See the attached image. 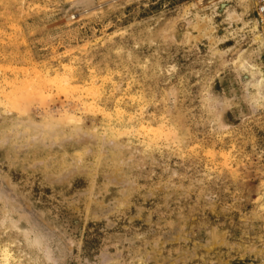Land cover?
I'll return each instance as SVG.
<instances>
[{
  "label": "rangeland",
  "instance_id": "rangeland-1",
  "mask_svg": "<svg viewBox=\"0 0 264 264\" xmlns=\"http://www.w3.org/2000/svg\"><path fill=\"white\" fill-rule=\"evenodd\" d=\"M257 4L0 0V264H264Z\"/></svg>",
  "mask_w": 264,
  "mask_h": 264
},
{
  "label": "built area",
  "instance_id": "built-area-1",
  "mask_svg": "<svg viewBox=\"0 0 264 264\" xmlns=\"http://www.w3.org/2000/svg\"><path fill=\"white\" fill-rule=\"evenodd\" d=\"M257 14L264 26V0H258L257 4Z\"/></svg>",
  "mask_w": 264,
  "mask_h": 264
},
{
  "label": "bare ground",
  "instance_id": "bare-ground-1",
  "mask_svg": "<svg viewBox=\"0 0 264 264\" xmlns=\"http://www.w3.org/2000/svg\"><path fill=\"white\" fill-rule=\"evenodd\" d=\"M46 69H47V68H46ZM62 75H63V74H62ZM43 76H44V75H43ZM43 78H44V77H43ZM43 78H41V79H43ZM62 78H63V77H62ZM50 79H51V78H50ZM60 80H61V78H60ZM42 81H43V80H42ZM42 81H41V82H42ZM57 81H58V80H57ZM65 81H66V80H65ZM68 81H70V80H68ZM68 81H67V82H68ZM43 82H45V81H43ZM48 82H49V81H48ZM51 82H52V81H51ZM59 82H60V81H59ZM61 82H62V81H61ZM45 83H47V82H45ZM45 83H43V85H45ZM52 83H53V82H52ZM65 83H66V82H65ZM65 83H64V84H65ZM47 84H48V83H47ZM60 84H61V83H60ZM60 84H59V86H60ZM69 84H70V83H69ZM26 85H27V84H26ZM61 85H62V84H61ZM24 86H25V85H24ZM59 86H58V87L56 86V88H59ZM38 88H39V90H40V91H39V95H40V92H41L42 89H41L40 87H38ZM7 90H8V89H7ZM12 90H13V89H12ZM4 91H5V90H4ZM8 92H10V91H8ZM5 94H6V93H5ZM2 95H4V94H2ZM48 95H49V94H48ZM51 95H52V94H51ZM40 96H41V95H40ZM79 105H80V104H79ZM64 110H65V109H64ZM93 110H94V109H93ZM118 110H119V109H118ZM89 111H90V110H89ZM99 111H100V110H99ZM73 112H74V111H73ZM107 112H108V111H107ZM92 113H93V112H92ZM94 113H95V112H94ZM66 114H67V113H66ZM117 114H119V113H116V115H117ZM109 115H110V112H109ZM118 116H119V115H118ZM118 116H117V117H118ZM45 120H46V118H45ZM60 122H61V121H60ZM62 122H63V121H62ZM44 125H45V124H44ZM46 126H47V125H46ZM115 128H116V127H115ZM93 131H94V130H93ZM122 133H123V132H122ZM95 135H96V134H95ZM102 135H103V134H102ZM80 141H81V140H80ZM99 149H100V148H99Z\"/></svg>",
  "mask_w": 264,
  "mask_h": 264
}]
</instances>
